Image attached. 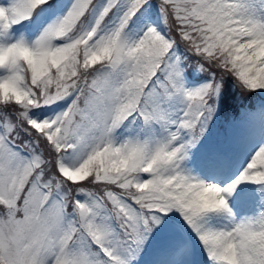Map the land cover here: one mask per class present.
<instances>
[{"label": "snow or ice", "instance_id": "snow-or-ice-1", "mask_svg": "<svg viewBox=\"0 0 264 264\" xmlns=\"http://www.w3.org/2000/svg\"><path fill=\"white\" fill-rule=\"evenodd\" d=\"M0 264H264V0H0Z\"/></svg>", "mask_w": 264, "mask_h": 264}]
</instances>
